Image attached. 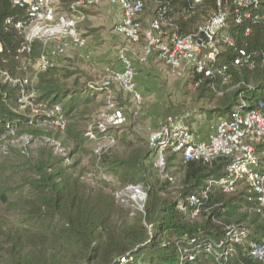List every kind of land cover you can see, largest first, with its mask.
Masks as SVG:
<instances>
[{
    "label": "trees",
    "instance_id": "1",
    "mask_svg": "<svg viewBox=\"0 0 264 264\" xmlns=\"http://www.w3.org/2000/svg\"><path fill=\"white\" fill-rule=\"evenodd\" d=\"M77 1L58 2L66 11ZM214 10L215 0H207L189 16L183 30L190 32ZM26 19L24 9L11 0H0V69L15 78H23V62L36 63L41 52V43L35 41L29 53H19L24 41L14 24ZM236 28L231 22L230 30ZM242 38L237 36L238 44ZM246 40L249 51L264 53V21L253 27ZM223 54L239 86L222 96L212 89L219 78L190 73L196 101L202 102L198 111L209 121L229 117L241 100L251 108L264 96V67L238 70L231 66V51ZM60 76L56 67L37 75L34 103L48 109L59 105L67 118L77 120L102 92L88 88L87 82L78 89L82 76L73 78L77 89L69 87L61 79L72 78L70 71ZM18 91V86L0 81V141L9 124L18 135L43 141H59L63 133L68 144L64 156L44 142L34 154L8 150L0 161V264H259L249 248L264 237V216L256 195L249 194L246 186L232 193L218 185L206 190L208 180L224 175L227 158L183 161L179 152L167 150L160 174L149 140L140 147L125 141L130 150L124 156L110 158L103 153L99 157V168L116 180L120 190L129 186L144 190L141 211L132 204L121 207L109 182L86 180L77 155L87 138L77 124L69 122L63 132L39 126L45 116L30 124L27 112L16 111ZM191 196L196 206H189Z\"/></svg>",
    "mask_w": 264,
    "mask_h": 264
},
{
    "label": "built area",
    "instance_id": "2",
    "mask_svg": "<svg viewBox=\"0 0 264 264\" xmlns=\"http://www.w3.org/2000/svg\"><path fill=\"white\" fill-rule=\"evenodd\" d=\"M58 1L11 0L14 6L24 9L27 16L25 21L14 24L24 41L19 53H29L35 41L41 43L40 56L31 79L15 78L7 70L0 69L1 82L18 86L20 99L16 111L27 112L30 124L33 121L38 123V118L45 116L39 126L48 124L60 132L64 131L66 116L61 106L48 109L36 105L33 86L37 75L48 68L56 67L55 60L62 57L69 47L85 48L86 40L77 30L79 21L84 18L83 9L97 6L102 1H107L110 6L119 10V21L113 30L127 43L140 45V61L158 57L174 72L186 69L190 73H202L206 78H219V84L212 85V89L219 96L239 86V83L233 82L234 74L223 61V53L227 50L233 55L231 66L238 70L250 71L257 66L264 67V53L249 51L246 43L253 27L264 21V0H215V10L211 16L188 33L183 29L187 27L185 24L189 21V16L207 0H183L181 4L168 0H78L66 11L62 10ZM147 1L153 5L150 19L144 16ZM5 22L12 24L10 19ZM231 22L237 27L234 31L230 30ZM238 35L243 37L240 44L237 42ZM51 43L54 44L50 45ZM2 53L0 44V55ZM116 57L121 64L119 70L106 69L99 87L88 84V88L101 91L104 97L101 117L84 134L90 142L98 143L107 138L111 144L114 143L112 132L126 123V114L116 105L114 86L130 96L134 107L138 108L142 103V96L137 90L135 69L131 57L128 56V47H118ZM246 105L241 100L229 117L216 120L210 127L212 132L207 138H202L197 132L183 125L163 126L150 136L149 148L157 155L156 169L160 174L165 170L167 150L179 152L183 161L202 159L213 162L218 157L227 158L229 164L224 175L208 180L206 190L218 185L225 192L232 193L246 186L249 194L256 195L258 210L264 216V96L253 103L251 108ZM15 131L12 125L5 127L0 151L6 154L7 147L1 145L10 141L21 154L27 155L32 137L26 134L17 138ZM14 139L20 145H15ZM44 141L52 144L56 154L63 155L58 142L47 139ZM94 152L97 156L101 154L99 149ZM124 190L131 194L132 199L138 200L139 203H135L141 211L146 199L143 188L129 186ZM188 203L191 207L196 206L195 197H189ZM249 248L252 259L264 264V237L250 243ZM207 251L210 252V249Z\"/></svg>",
    "mask_w": 264,
    "mask_h": 264
},
{
    "label": "rangeland",
    "instance_id": "3",
    "mask_svg": "<svg viewBox=\"0 0 264 264\" xmlns=\"http://www.w3.org/2000/svg\"><path fill=\"white\" fill-rule=\"evenodd\" d=\"M152 11L153 5L150 1H147L144 16L150 19ZM83 15L84 18L79 21L77 30L79 35L86 40V46L83 49L69 47L62 57L55 60L60 77H62L64 70L72 73V78H62L61 80L69 87L77 89L72 84L73 78L82 76L78 89L85 86L86 82L99 87L102 78L105 77L106 69L119 70L121 64L116 57V52L118 47L126 45L128 56L131 57L135 69L137 90L142 96V103L138 108L134 107L130 96L121 91L119 87L114 86L113 93L116 98V105L121 107L126 114V123L119 130L112 132L114 135L119 134L114 143L111 144V141L107 138L98 143L86 140L77 156L81 160V167L85 168L88 182H109L111 189L116 190V200L121 207H127L133 203L134 207L138 209V204L135 203L138 200L136 198L132 199L127 190H120L116 180L107 174L103 168H99V157L103 153L110 158L124 156L130 150L126 147L127 142L140 147L163 126L183 125L185 128L199 133V129H203L205 124H209L211 127L216 120L209 121L203 113L198 111V108L202 106V102L196 101L197 92L192 84L190 72L186 69L174 72L158 57L140 61V45H131L122 36L114 32L113 29L119 21L118 9L116 10L110 6L107 1H102L97 6L83 9ZM107 55L113 61L107 60ZM103 58L105 60L100 62L98 66L92 64V61L96 60L98 63ZM35 69L36 63L24 61L21 68L23 78L31 79ZM103 108L104 97L100 94L88 105L86 113L78 116L77 120L72 121L71 118L66 117V124L74 122L77 124L78 130L85 134V131L99 120ZM188 116H190L189 120ZM41 127L54 128L48 124L41 125ZM61 134V140L53 141L59 143L63 150L61 156H64L67 153L66 144L68 143L65 141V134ZM15 135H17V138L21 137L16 131ZM123 135H126V138L123 139ZM14 141L15 145H20L16 142V139ZM125 141L126 143H124ZM44 142L42 138H32L28 148L29 155L34 154ZM61 142H64V145ZM3 146L7 147L8 150L18 151L10 141L1 145V147ZM96 149L100 150V156L95 154ZM5 158L6 154H2L0 151V161L5 160Z\"/></svg>",
    "mask_w": 264,
    "mask_h": 264
},
{
    "label": "crops",
    "instance_id": "4",
    "mask_svg": "<svg viewBox=\"0 0 264 264\" xmlns=\"http://www.w3.org/2000/svg\"><path fill=\"white\" fill-rule=\"evenodd\" d=\"M107 58V60L108 59H110V57H108V55L106 56ZM137 58V57H136ZM151 59H154V58H151ZM105 60V58H103L101 61H99L98 63H97V61L96 60H94V61H92V64L93 65H95V66H98L99 64H100V62H103ZM109 61H113V59L111 60H109ZM114 65V64H113ZM200 130V132L198 133L202 138H207L210 134H211V132H212V130H210V125L208 124H205V127H203V129H199Z\"/></svg>",
    "mask_w": 264,
    "mask_h": 264
}]
</instances>
